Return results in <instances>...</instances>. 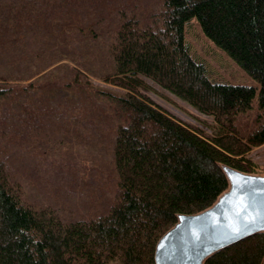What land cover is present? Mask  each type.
Returning a JSON list of instances; mask_svg holds the SVG:
<instances>
[{
    "label": "trees",
    "instance_id": "trees-1",
    "mask_svg": "<svg viewBox=\"0 0 264 264\" xmlns=\"http://www.w3.org/2000/svg\"><path fill=\"white\" fill-rule=\"evenodd\" d=\"M192 19L256 99L210 77ZM141 76L219 132L157 104ZM262 145L264 0H0V264H155L177 216L227 189L221 166L253 173ZM263 260L264 232L204 264Z\"/></svg>",
    "mask_w": 264,
    "mask_h": 264
},
{
    "label": "water",
    "instance_id": "water-1",
    "mask_svg": "<svg viewBox=\"0 0 264 264\" xmlns=\"http://www.w3.org/2000/svg\"><path fill=\"white\" fill-rule=\"evenodd\" d=\"M221 168L227 189L210 207L177 216L155 244V264H204L213 253L264 232V174Z\"/></svg>",
    "mask_w": 264,
    "mask_h": 264
},
{
    "label": "rangeland",
    "instance_id": "rangeland-1",
    "mask_svg": "<svg viewBox=\"0 0 264 264\" xmlns=\"http://www.w3.org/2000/svg\"><path fill=\"white\" fill-rule=\"evenodd\" d=\"M184 38L190 44L191 50L206 61L210 77L216 81L231 84L249 85L255 88V99L259 90V85L254 78L245 72L227 53L211 41L201 30L196 19L190 20L186 24ZM144 84L140 87L141 92L150 97L157 104L168 110L180 120L193 125L206 134H216L219 127L211 116L204 115L189 105L186 101L175 96L168 90L162 88L147 77L141 76ZM93 83L112 87L101 80L93 79ZM249 157L254 162V172L251 174H264V145L253 148ZM58 177H60L58 175ZM52 183L63 188V181ZM50 182V181H49ZM58 184V185H57ZM264 264V260L262 261Z\"/></svg>",
    "mask_w": 264,
    "mask_h": 264
}]
</instances>
